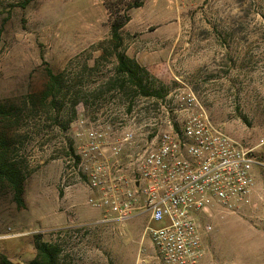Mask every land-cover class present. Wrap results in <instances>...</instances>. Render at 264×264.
Listing matches in <instances>:
<instances>
[{"label": "rangeland", "instance_id": "rangeland-1", "mask_svg": "<svg viewBox=\"0 0 264 264\" xmlns=\"http://www.w3.org/2000/svg\"><path fill=\"white\" fill-rule=\"evenodd\" d=\"M105 1L0 0V104L9 110L0 133L24 175V206L0 181V252L28 264L38 234L59 241L60 264H166L142 238L144 218L102 221L87 203L72 163L75 120L120 115L127 102L138 114L146 100L189 87L261 160L249 202L208 219L199 264H264V0H143L116 42ZM117 53L146 68L145 83L163 96L120 84ZM49 70L60 88L46 95ZM141 125L138 138H150L154 128Z\"/></svg>", "mask_w": 264, "mask_h": 264}, {"label": "built area", "instance_id": "built-area-1", "mask_svg": "<svg viewBox=\"0 0 264 264\" xmlns=\"http://www.w3.org/2000/svg\"><path fill=\"white\" fill-rule=\"evenodd\" d=\"M135 111L127 102L120 115L75 120L72 163L90 192L87 203L102 221L144 218L142 238L166 264H199L213 228L208 219L249 202L261 160L212 120L189 87ZM141 123L154 128L150 138H138Z\"/></svg>", "mask_w": 264, "mask_h": 264}, {"label": "trees", "instance_id": "trees-1", "mask_svg": "<svg viewBox=\"0 0 264 264\" xmlns=\"http://www.w3.org/2000/svg\"><path fill=\"white\" fill-rule=\"evenodd\" d=\"M125 9L122 8L124 0H106L105 6L110 12V31L111 39L116 42L121 39V30L129 21V9L139 7L143 0H129ZM124 10V13H120ZM117 72L121 76L120 84L130 82L136 91L147 97H161L160 91L153 90L145 83L142 73L147 74L146 68L139 65L134 59L127 57L124 53H117ZM49 82L47 84L46 95L52 94L55 88H60V79L58 75L48 71ZM122 85V86H123ZM9 110L0 104V115L7 116ZM5 133H0V181L6 182L13 192L14 201L18 206H24L23 199V181L24 175L21 168L15 160H12L9 155V144L5 138ZM71 229L65 228L58 230L59 235L68 234ZM36 253L28 264H60L63 248L59 241L42 240L36 234L34 241ZM0 264H14L6 255L0 252Z\"/></svg>", "mask_w": 264, "mask_h": 264}, {"label": "crops", "instance_id": "crops-1", "mask_svg": "<svg viewBox=\"0 0 264 264\" xmlns=\"http://www.w3.org/2000/svg\"><path fill=\"white\" fill-rule=\"evenodd\" d=\"M257 184V183H256ZM259 184V183H258ZM250 198H251V196H250Z\"/></svg>", "mask_w": 264, "mask_h": 264}]
</instances>
